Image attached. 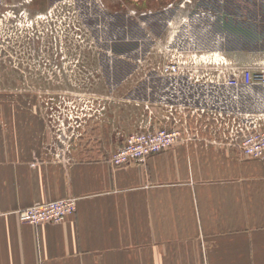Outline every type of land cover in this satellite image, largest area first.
Here are the masks:
<instances>
[{
  "label": "crops",
  "instance_id": "0c3cea01",
  "mask_svg": "<svg viewBox=\"0 0 264 264\" xmlns=\"http://www.w3.org/2000/svg\"><path fill=\"white\" fill-rule=\"evenodd\" d=\"M237 1L240 12L206 8L207 39L234 63L264 64V0ZM215 88L222 109L264 110V85ZM228 93L239 99L225 103ZM17 112L0 120V264H264L263 161L203 136L115 167L111 156L143 122L134 116L96 119L54 156L45 121ZM68 197L77 208L63 223L18 216Z\"/></svg>",
  "mask_w": 264,
  "mask_h": 264
},
{
  "label": "rangeland",
  "instance_id": "374dc122",
  "mask_svg": "<svg viewBox=\"0 0 264 264\" xmlns=\"http://www.w3.org/2000/svg\"><path fill=\"white\" fill-rule=\"evenodd\" d=\"M201 1L207 3L179 0L156 20L138 15L136 9L132 17L126 11L122 21V14L113 15L114 5L102 3L100 8L95 0H0V120L17 110L44 120L46 148L57 156L54 152L76 146L82 127L96 119L118 124L134 116L141 123L149 114L146 100L175 98L167 89L179 88L178 97L200 106L222 107L208 95L218 91L214 87L148 75L159 56L158 41H167L178 29L177 42L185 48L219 53L207 39L209 10L192 15ZM247 4L253 8L257 2ZM119 17L126 29L112 23ZM116 38V46L106 43ZM126 40L132 43L123 44ZM228 96L230 101L239 99V94H224L225 103ZM242 109L251 113L248 107Z\"/></svg>",
  "mask_w": 264,
  "mask_h": 264
},
{
  "label": "built area",
  "instance_id": "2783aa9c",
  "mask_svg": "<svg viewBox=\"0 0 264 264\" xmlns=\"http://www.w3.org/2000/svg\"><path fill=\"white\" fill-rule=\"evenodd\" d=\"M181 19L189 23L183 16ZM179 32L180 29L174 31L165 42L158 41L159 56L148 75L186 81L193 87L245 88L255 84L264 85V64L241 66L221 51L189 50L177 42ZM167 90L173 92L175 98H170L173 100L144 102L149 114L138 130L127 134L124 145L111 156L110 162L115 167L143 163L149 156L179 142L203 136L216 144L236 147L247 158L264 162V113L243 115L214 105L200 106L178 97L181 93L179 88ZM76 208L77 199L68 197L35 204L17 213L24 223L60 224Z\"/></svg>",
  "mask_w": 264,
  "mask_h": 264
},
{
  "label": "flooded vegetation",
  "instance_id": "af4514ba",
  "mask_svg": "<svg viewBox=\"0 0 264 264\" xmlns=\"http://www.w3.org/2000/svg\"><path fill=\"white\" fill-rule=\"evenodd\" d=\"M95 1H96L97 4L100 5V8H103L104 4L106 6L107 5H110V6L112 5L113 6L114 5V8H115L116 12L113 13V15L115 16V14H119L120 13V14H122L121 15L122 19L119 17L115 22H112V23H116V25L115 24L114 25L117 28H120L122 26L123 29H126V26L124 24H122L121 21L118 22L120 19L123 21V19L125 18L124 15L126 16V11H129V12H127V14L129 13L128 15L132 17V16H134V14H132V13L136 9L138 11V15L146 17V18L149 17V16H153L154 19L156 20L158 18L157 15L166 13V10H167V8L169 7L170 4L174 3L173 6H177L179 0H95ZM203 1H205V0H203ZM230 1L227 0V2H225V1H221L220 2V0H219V2L217 3L216 0H207L206 4H204L201 1L200 2V4H201L200 8H208V6L210 4V9L212 10L211 13L213 14L215 7H220V5H222L224 3H227V4L229 3L228 6H230V8H233L234 11L237 10L238 12H240L245 7V5L241 4L240 2L235 4L234 0H230ZM252 1L255 2V0H252ZM102 3H104V4H102ZM171 7H172V5H171ZM256 7H258V6L256 5L255 8ZM200 8L198 6V10ZM196 11H197V9L194 10V8H193L192 15H195L197 13ZM131 19L133 20V18H131ZM210 19H212V18L208 17L207 20L209 21ZM126 35H128V34L125 32L124 35L122 36V38L124 40L127 38ZM117 40H118V38H116L112 42H109V40H107L106 43L107 44L110 43L111 45L116 46L117 45V42H116ZM126 41L127 42H122V43L126 44V45H130L132 43L130 40H126ZM133 43H134V41H133Z\"/></svg>",
  "mask_w": 264,
  "mask_h": 264
}]
</instances>
